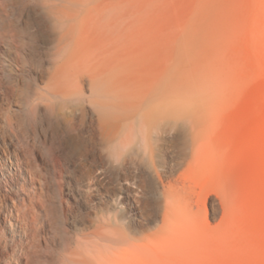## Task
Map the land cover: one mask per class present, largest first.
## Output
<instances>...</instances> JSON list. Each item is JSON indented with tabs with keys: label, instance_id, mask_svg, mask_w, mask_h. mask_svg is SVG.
<instances>
[{
	"label": "rangeland",
	"instance_id": "rangeland-1",
	"mask_svg": "<svg viewBox=\"0 0 264 264\" xmlns=\"http://www.w3.org/2000/svg\"><path fill=\"white\" fill-rule=\"evenodd\" d=\"M95 1L112 9L109 18H125V92L153 95L162 111L197 123L182 141L185 155L164 159L168 217L155 206L141 218L143 194L103 180L92 187L94 226L83 232L109 239L110 264H264V0ZM36 171L39 185L49 176L63 183L69 204V167L38 159ZM29 193L44 198L39 186ZM24 223L46 252L53 237L43 207ZM75 252L61 258L77 260Z\"/></svg>",
	"mask_w": 264,
	"mask_h": 264
},
{
	"label": "bare ground",
	"instance_id": "bare-ground-1",
	"mask_svg": "<svg viewBox=\"0 0 264 264\" xmlns=\"http://www.w3.org/2000/svg\"><path fill=\"white\" fill-rule=\"evenodd\" d=\"M111 12L95 0H0V264H110L109 239L83 232L94 226L92 187L103 180L137 188L143 219L155 206L171 212L164 159L185 155L197 121L125 92L126 22ZM198 153L202 160L204 147ZM38 159L72 171L69 204L53 176L36 182ZM36 186L44 198L29 193ZM34 204L52 232L44 253L25 231ZM64 249L77 260H63Z\"/></svg>",
	"mask_w": 264,
	"mask_h": 264
}]
</instances>
